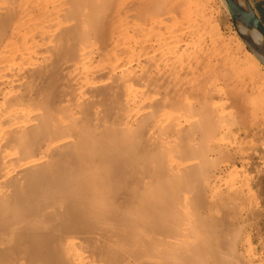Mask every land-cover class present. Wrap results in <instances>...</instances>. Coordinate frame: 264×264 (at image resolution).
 I'll return each mask as SVG.
<instances>
[{"label": "bare ground", "instance_id": "bare-ground-1", "mask_svg": "<svg viewBox=\"0 0 264 264\" xmlns=\"http://www.w3.org/2000/svg\"><path fill=\"white\" fill-rule=\"evenodd\" d=\"M239 2L0 0V264H264V24Z\"/></svg>", "mask_w": 264, "mask_h": 264}, {"label": "rangeland", "instance_id": "rangeland-1", "mask_svg": "<svg viewBox=\"0 0 264 264\" xmlns=\"http://www.w3.org/2000/svg\"><path fill=\"white\" fill-rule=\"evenodd\" d=\"M219 19V20H218ZM216 23H218V31L220 32L219 34L222 36L221 38H223L224 39V41H228V39L229 38H231L232 36H233V31H232V29H231V25H229L230 23H229V21H228V19L227 18H223L222 17V15L220 16V17H218L217 18V21H216ZM229 36V37H228ZM226 37H228L227 39H226ZM235 148H238V146H236ZM215 159V158H214ZM216 160V162H217V158L215 159ZM225 162H224V159L223 158H220L219 159V161H218V164H217V166H222L223 164H224ZM215 165H216V163H215ZM228 172H226L224 175H226ZM242 174H244V173H241V175ZM248 177H250V175L249 174H247V173H245ZM245 174L244 175H242V176H238V178L237 177H234L233 179H231V183H233L234 184V186H238V185H243L242 186V188H243V191L244 192H246V185L248 184H246V179H247V177L245 176ZM224 177H226V176H224ZM242 179H245L244 181V183L241 181ZM242 183H241V182ZM252 182H254V183H252V182H250L248 185H250V186H252V184H255L256 182L255 181H257L256 179H254V180H251ZM239 183V184H238ZM221 184V187L222 186H224V184H223V182H221L220 183ZM246 187V188H245ZM255 199L256 198H254V201L252 200V207H258L257 209H261V208H259L260 207V204L258 205V203L259 202H257L258 200L256 199V201H255ZM255 203V204H254ZM257 225V223H256V221H254L253 222V226L252 227H250L251 229L253 228V230L255 229V226ZM248 231H249V229H248ZM254 243L256 242V239L254 238Z\"/></svg>", "mask_w": 264, "mask_h": 264}, {"label": "water", "instance_id": "water-1", "mask_svg": "<svg viewBox=\"0 0 264 264\" xmlns=\"http://www.w3.org/2000/svg\"><path fill=\"white\" fill-rule=\"evenodd\" d=\"M240 0H229V3L231 6H233V8L239 12L240 10ZM234 10V11H235ZM242 10V9H241ZM244 10V9H243ZM235 11V13H236ZM233 12V11H232ZM250 14V13H249ZM248 14V21H249V26H248V29H255L256 32L263 38V41H264V27L263 25L261 24V22L259 21V23L257 24L253 18L251 17V15ZM234 17V16H233ZM261 25V26H260ZM263 27V29L261 28Z\"/></svg>", "mask_w": 264, "mask_h": 264}, {"label": "crops", "instance_id": "crops-1", "mask_svg": "<svg viewBox=\"0 0 264 264\" xmlns=\"http://www.w3.org/2000/svg\"><path fill=\"white\" fill-rule=\"evenodd\" d=\"M248 2L264 24V0H248Z\"/></svg>", "mask_w": 264, "mask_h": 264}]
</instances>
